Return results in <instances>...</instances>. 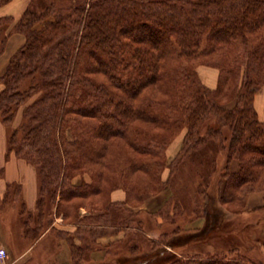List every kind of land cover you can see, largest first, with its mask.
<instances>
[{
	"label": "trees",
	"instance_id": "trees-1",
	"mask_svg": "<svg viewBox=\"0 0 264 264\" xmlns=\"http://www.w3.org/2000/svg\"><path fill=\"white\" fill-rule=\"evenodd\" d=\"M8 1L0 0V5ZM33 2L35 6L27 8L19 20L0 16V28L11 23L14 32L27 34L26 44L0 76V84H4L0 119L8 130V154L14 151L37 166L39 192H51L54 197L58 193L61 212L65 211L64 199L101 189L102 174L95 167L104 166L105 150L115 137L126 139L137 153L151 154L154 160H144L148 167L144 169H151L158 180L155 169L161 165L163 154L153 141L160 139L155 135L150 139L152 136L136 122L173 129L186 123L187 134L192 135L202 117L216 108L214 91L199 82L191 64L169 67V62L182 58L190 63L204 53L221 51L225 45L232 47L231 55L249 56L248 71L264 73V40L260 48L246 46L250 35L264 25V0H78L72 5ZM12 33L0 39V55ZM244 47L246 52H241ZM228 68L224 81L236 73L234 67ZM152 83L161 91L166 84L172 93L167 92L163 99L149 95L145 90ZM253 83L248 78L241 85L243 98L250 95ZM223 117L232 130L231 140L223 146L227 166L234 147L241 158L245 151L258 153L257 148L264 149V123L256 118L249 101L242 110H227ZM195 146L190 157L208 166L209 146L205 149L200 145V151ZM252 156L243 159L240 170H228V175L250 180L255 174L252 164L259 165L260 159ZM122 158L127 162L126 156ZM127 164L134 167L131 161ZM82 168L93 173V181L76 185L73 177ZM212 182L207 188L210 200L217 195ZM12 188L19 190L20 185ZM128 192L139 194L133 187H128ZM39 197L40 207L43 198ZM21 202L25 211L26 203ZM111 213L112 219L119 217ZM125 223L119 222L121 226ZM122 261L120 264L132 263ZM165 264L264 261L224 253L176 257Z\"/></svg>",
	"mask_w": 264,
	"mask_h": 264
},
{
	"label": "rangeland",
	"instance_id": "rangeland-1",
	"mask_svg": "<svg viewBox=\"0 0 264 264\" xmlns=\"http://www.w3.org/2000/svg\"><path fill=\"white\" fill-rule=\"evenodd\" d=\"M33 1L10 0L0 5V16L10 15L19 20L27 8L35 6ZM48 1L72 5L78 0ZM12 27L11 23L4 24L0 28V39L6 33L14 32ZM23 34L26 44L27 34ZM262 40L264 25L250 35L246 46L260 48ZM231 48L224 45L221 51L204 53L190 63L182 58L169 62V67L191 64L199 82L214 91L216 108L202 117L192 135L187 134L186 123L173 129L136 122L152 136L150 139L154 135L160 139L153 141L161 147L163 154L161 165L155 169L159 173L158 180L150 168L144 169H148L144 160H154L152 155L137 153L126 139L115 137L114 143L105 150L104 166L95 165L102 174L101 189L87 196H66L68 198L62 202L65 211H59L58 193L54 197L51 192L41 189L38 197H42L43 202L40 207L37 199L35 206L29 208L26 204L24 211L21 200L14 202L17 196L8 198L7 201L16 203L7 211L18 220L13 226L14 232L22 230L24 239L21 241L18 234L19 239L12 238L10 253L5 258L7 262L120 264L126 260L131 264H165L176 257L224 253L264 261V149L257 148L258 153L245 151L241 158L234 147L227 166V151L223 147L232 135L223 117L227 110H242L249 101L256 118L264 123V73L248 71L249 56L231 55ZM240 50L246 52L245 47ZM228 66L234 67L236 73L224 81ZM99 78L104 77L99 75ZM248 78L254 83L250 95L243 98L240 87ZM157 85L152 83L145 91L158 99L166 98L167 92L172 93L166 84V89L161 87L163 91L158 90ZM6 133L8 138L7 129ZM193 144L199 151L209 146L211 162L208 166L200 165L190 157ZM9 154L17 155L14 151ZM252 155L260 159L259 165L252 164L255 174L250 180L228 175V170H240L243 159ZM123 156L127 157V162H133L134 167L124 162ZM32 165L41 187L39 169ZM77 172L73 177L74 184L93 181V173L88 168ZM211 182L217 195L210 200L207 188ZM128 187H133L139 194H129ZM111 211L119 217L112 219ZM119 222L121 225L126 223L121 226Z\"/></svg>",
	"mask_w": 264,
	"mask_h": 264
},
{
	"label": "crops",
	"instance_id": "crops-1",
	"mask_svg": "<svg viewBox=\"0 0 264 264\" xmlns=\"http://www.w3.org/2000/svg\"><path fill=\"white\" fill-rule=\"evenodd\" d=\"M26 41V37L21 32H13L6 43L3 53L0 55V76H3L8 68L11 58L20 50ZM2 85H0V91ZM5 124L0 123V249L6 251V256H0V264H11L5 259L11 250V240L13 237L18 238L20 235L21 241L24 236L22 230L15 234L14 225L18 223L17 218L10 216L8 208L15 205L13 202H6L10 190L12 196H17V200H23L28 205L35 206L39 195V184L36 180V169L24 158L15 154H8V138ZM19 184V190H13L12 185ZM10 197V198H11ZM22 203V202H21ZM13 215V214H12ZM17 230V228H16ZM18 234V237H17ZM19 239V238H18ZM21 255L15 260H19Z\"/></svg>",
	"mask_w": 264,
	"mask_h": 264
},
{
	"label": "built area",
	"instance_id": "built-area-1",
	"mask_svg": "<svg viewBox=\"0 0 264 264\" xmlns=\"http://www.w3.org/2000/svg\"><path fill=\"white\" fill-rule=\"evenodd\" d=\"M0 256H2V257L6 256L5 249H3V248L0 249Z\"/></svg>",
	"mask_w": 264,
	"mask_h": 264
}]
</instances>
